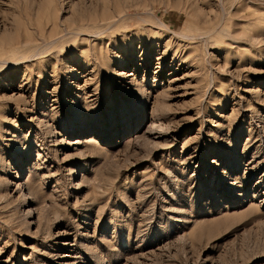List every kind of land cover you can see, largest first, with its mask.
I'll return each instance as SVG.
<instances>
[{
    "label": "rangeland",
    "instance_id": "rangeland-1",
    "mask_svg": "<svg viewBox=\"0 0 264 264\" xmlns=\"http://www.w3.org/2000/svg\"><path fill=\"white\" fill-rule=\"evenodd\" d=\"M0 264H264V0H0Z\"/></svg>",
    "mask_w": 264,
    "mask_h": 264
},
{
    "label": "bare ground",
    "instance_id": "bare-ground-1",
    "mask_svg": "<svg viewBox=\"0 0 264 264\" xmlns=\"http://www.w3.org/2000/svg\"><path fill=\"white\" fill-rule=\"evenodd\" d=\"M84 50V49H83Z\"/></svg>",
    "mask_w": 264,
    "mask_h": 264
}]
</instances>
